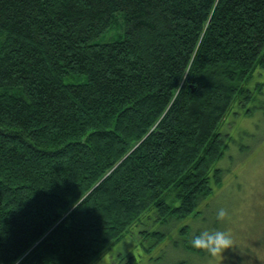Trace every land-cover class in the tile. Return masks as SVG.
Returning <instances> with one entry per match:
<instances>
[{"label": "trees", "instance_id": "trees-1", "mask_svg": "<svg viewBox=\"0 0 264 264\" xmlns=\"http://www.w3.org/2000/svg\"><path fill=\"white\" fill-rule=\"evenodd\" d=\"M260 68L264 0H0V264H92L215 207ZM220 213L178 228L179 264H248Z\"/></svg>", "mask_w": 264, "mask_h": 264}, {"label": "rangeland", "instance_id": "rangeland-1", "mask_svg": "<svg viewBox=\"0 0 264 264\" xmlns=\"http://www.w3.org/2000/svg\"><path fill=\"white\" fill-rule=\"evenodd\" d=\"M250 84V88L254 90V98L250 101L243 98L235 101L221 124L222 131L228 133L229 147L217 162V166L224 171V177L221 185L214 186V191L209 197L213 196L212 202L214 201L215 207L211 206L209 211L205 210L201 217L190 216L182 219L180 226L190 223L192 226L200 224L207 228L209 212L221 210L220 215L226 222L227 230L233 232L234 237L239 234L238 239L243 241L244 246L250 244L248 247L253 256L248 252L245 254L242 252L240 253L242 259H249L248 264H264V245L257 242L264 241L263 68L256 70ZM141 219L144 221L143 224L134 227L123 242L110 246L92 264H179L178 254L181 252L174 245V240L178 238L180 226L171 227L165 221L156 219L155 215L150 217L145 215ZM146 223L154 230L166 231L168 235L166 241L153 244V239L139 236L137 230ZM239 227L242 229L239 230ZM232 241L228 240L227 243L230 244ZM183 254L185 253L182 252L180 257ZM218 259L222 264L223 256H219ZM209 262L210 260L200 261L199 264Z\"/></svg>", "mask_w": 264, "mask_h": 264}, {"label": "clouds", "instance_id": "clouds-1", "mask_svg": "<svg viewBox=\"0 0 264 264\" xmlns=\"http://www.w3.org/2000/svg\"><path fill=\"white\" fill-rule=\"evenodd\" d=\"M216 238L221 239L224 243L228 242L227 237H225L223 233H217ZM196 242H199V238H197Z\"/></svg>", "mask_w": 264, "mask_h": 264}]
</instances>
